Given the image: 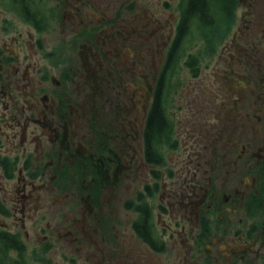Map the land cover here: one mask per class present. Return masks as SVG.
Instances as JSON below:
<instances>
[{"label":"flooded vegetation","instance_id":"1","mask_svg":"<svg viewBox=\"0 0 264 264\" xmlns=\"http://www.w3.org/2000/svg\"><path fill=\"white\" fill-rule=\"evenodd\" d=\"M3 1L0 264H264V0L208 73L187 0Z\"/></svg>","mask_w":264,"mask_h":264},{"label":"rangeland","instance_id":"2","mask_svg":"<svg viewBox=\"0 0 264 264\" xmlns=\"http://www.w3.org/2000/svg\"><path fill=\"white\" fill-rule=\"evenodd\" d=\"M171 1L172 4L176 3V0ZM247 1L250 0H233V4L232 6H230L229 15H225V21L224 15L222 17L217 16L216 13L215 15H213V17L215 16L214 18L216 20L217 25L220 26V23H222L220 28H222L225 23L222 29L214 30L211 33V31L202 32L201 30L204 27L198 28L191 26L192 29L187 35L188 37L185 42H183V46L184 49H188L186 50V53L188 55L194 53L195 56L198 58V64L203 73L209 72L206 64H210L211 60L214 59V48H219L223 44V42L230 37L231 31L236 27L237 23L240 24L241 15L247 5ZM10 7H12L10 1L2 0V4L0 3V8L7 13H10L11 10L8 9ZM205 28L206 30L213 29H210L208 26H205ZM185 56H182V58ZM30 252L31 250H29L28 248V264H70L68 261L64 260L60 256L53 257L51 255H37L35 257V255L30 254Z\"/></svg>","mask_w":264,"mask_h":264},{"label":"trees","instance_id":"3","mask_svg":"<svg viewBox=\"0 0 264 264\" xmlns=\"http://www.w3.org/2000/svg\"><path fill=\"white\" fill-rule=\"evenodd\" d=\"M21 2L22 0H18ZM233 0H187V5L184 8L183 11V17L181 21V31L186 32V34L190 33V30L192 27H198L202 28V32H208V31H214L222 29L225 25H223L222 28L220 23V26L217 25L215 16V13L217 16L222 17L224 15V21H225V15H229L230 12V6H232ZM219 21V20H217ZM192 26V27H191ZM205 26H208L209 30L205 28ZM186 50L183 49L180 54L181 56L185 55ZM187 61L189 62H198V58L195 56L194 53L189 54L186 57ZM196 67L199 66L198 64L195 65ZM151 126L152 131L154 133H159L160 130L164 127V119L162 117V114L160 113V110L156 107L153 112V118L151 119Z\"/></svg>","mask_w":264,"mask_h":264}]
</instances>
